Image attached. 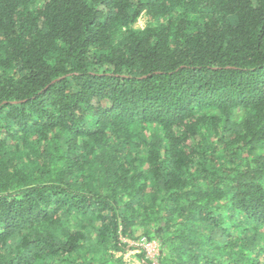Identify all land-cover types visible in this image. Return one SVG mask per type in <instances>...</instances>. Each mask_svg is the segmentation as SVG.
Returning <instances> with one entry per match:
<instances>
[{"label": "trees", "instance_id": "1", "mask_svg": "<svg viewBox=\"0 0 264 264\" xmlns=\"http://www.w3.org/2000/svg\"><path fill=\"white\" fill-rule=\"evenodd\" d=\"M134 248L264 264V0H0V264Z\"/></svg>", "mask_w": 264, "mask_h": 264}, {"label": "rangeland", "instance_id": "2", "mask_svg": "<svg viewBox=\"0 0 264 264\" xmlns=\"http://www.w3.org/2000/svg\"><path fill=\"white\" fill-rule=\"evenodd\" d=\"M141 23H143L141 21ZM132 244H137L138 242H135V241H131ZM142 245H144L147 250H148V253L150 254V256H153L154 253L157 251V249L155 248V243H147L145 244L144 242H141ZM138 252V249L134 248V249H130L129 251H127V253L125 254V257L126 259L132 261L133 263H138L139 264V261L137 259V257L135 256V253Z\"/></svg>", "mask_w": 264, "mask_h": 264}, {"label": "built area", "instance_id": "3", "mask_svg": "<svg viewBox=\"0 0 264 264\" xmlns=\"http://www.w3.org/2000/svg\"><path fill=\"white\" fill-rule=\"evenodd\" d=\"M155 246V245H154ZM155 254V253H154ZM155 264H158V263H155Z\"/></svg>", "mask_w": 264, "mask_h": 264}]
</instances>
